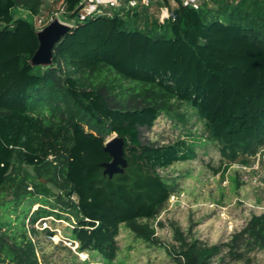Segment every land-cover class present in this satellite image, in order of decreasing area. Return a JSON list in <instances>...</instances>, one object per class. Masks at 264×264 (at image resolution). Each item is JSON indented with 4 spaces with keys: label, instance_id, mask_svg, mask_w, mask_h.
<instances>
[{
    "label": "trees",
    "instance_id": "obj_1",
    "mask_svg": "<svg viewBox=\"0 0 264 264\" xmlns=\"http://www.w3.org/2000/svg\"><path fill=\"white\" fill-rule=\"evenodd\" d=\"M80 2L63 0L72 26L40 68L31 64L39 46L32 18L43 0H0V195L14 204L31 196L30 208L38 205L31 224L69 214L78 250L109 264L121 226L175 264H210L224 247L238 259L233 249L243 236L264 250V213L225 244L187 241L174 229L178 250L165 246L148 222L175 192L157 171L172 152L139 139V129L187 104L224 169L249 165L264 148V0L180 3L163 24L148 9L80 18ZM18 9L29 19L14 18ZM112 134L123 141L124 166L108 175ZM0 253L8 264H39L24 234L18 241L0 232Z\"/></svg>",
    "mask_w": 264,
    "mask_h": 264
},
{
    "label": "rangeland",
    "instance_id": "obj_2",
    "mask_svg": "<svg viewBox=\"0 0 264 264\" xmlns=\"http://www.w3.org/2000/svg\"><path fill=\"white\" fill-rule=\"evenodd\" d=\"M62 2L43 0L39 15L32 18L34 26L38 28L37 20L44 23L55 14L61 22L71 25L62 14ZM13 16L29 19L22 9L14 11ZM111 137L116 138V135ZM139 139L172 152V162L158 167L157 171L174 186L175 192L158 216L148 222L156 237L170 249L178 250L179 247L174 229L187 241L222 245L230 242L252 215L264 213V148L249 165L235 163L224 169L217 145L208 138L204 122L187 104H175L171 114H161L150 129H139ZM32 200L27 196L14 204L9 203L10 194H1L0 222H6L7 226L0 232L6 230L8 236L18 241L26 235L34 245L39 264H109L95 253L78 250V244L71 237L75 220L69 214L60 213L61 218L48 216L31 224L30 216L38 207L30 208ZM115 240L118 251L111 264H175L164 248L144 243L124 226L120 227ZM233 252H237L238 259L224 247L210 264H264V250L246 236L238 240ZM0 259H5V255L0 253ZM0 264H8V260Z\"/></svg>",
    "mask_w": 264,
    "mask_h": 264
},
{
    "label": "built area",
    "instance_id": "obj_3",
    "mask_svg": "<svg viewBox=\"0 0 264 264\" xmlns=\"http://www.w3.org/2000/svg\"><path fill=\"white\" fill-rule=\"evenodd\" d=\"M206 1L208 0H81L78 6V16L80 18L92 16L111 17L115 13H118L119 16H124L126 12L132 13L133 11L148 9V11H153V14L150 15H152L159 24H163L175 19L174 10L178 8L180 3L183 6L198 9V7ZM62 14L65 15L64 10ZM54 20L61 22L57 14L44 23H42L41 20H37L38 28L35 27L37 32L41 31ZM68 26L71 27L72 24Z\"/></svg>",
    "mask_w": 264,
    "mask_h": 264
},
{
    "label": "water",
    "instance_id": "obj_4",
    "mask_svg": "<svg viewBox=\"0 0 264 264\" xmlns=\"http://www.w3.org/2000/svg\"><path fill=\"white\" fill-rule=\"evenodd\" d=\"M70 26L54 20L45 26L41 31L37 32L39 46L31 59V64L44 65L45 67L51 63L52 49L69 30ZM122 145L121 138H112L107 144L105 143L104 151L107 152L111 158L109 163L103 164L104 173L111 175L112 173L119 172L120 166H124L122 158ZM44 183V180H41Z\"/></svg>",
    "mask_w": 264,
    "mask_h": 264
},
{
    "label": "bare ground",
    "instance_id": "obj_5",
    "mask_svg": "<svg viewBox=\"0 0 264 264\" xmlns=\"http://www.w3.org/2000/svg\"><path fill=\"white\" fill-rule=\"evenodd\" d=\"M112 138H113V137H111V138L108 137V139H107V141H106V144H107L110 140H112Z\"/></svg>",
    "mask_w": 264,
    "mask_h": 264
}]
</instances>
